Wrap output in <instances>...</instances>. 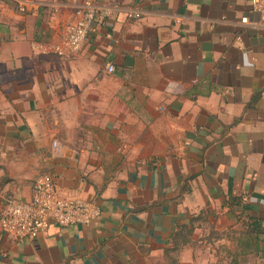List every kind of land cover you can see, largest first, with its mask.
<instances>
[{
	"label": "crops",
	"instance_id": "1",
	"mask_svg": "<svg viewBox=\"0 0 264 264\" xmlns=\"http://www.w3.org/2000/svg\"><path fill=\"white\" fill-rule=\"evenodd\" d=\"M95 1L86 41L58 55L69 0H0V217L41 174L100 207L33 238L0 227V264H264V242L239 244L264 218V28L249 0ZM202 218L221 236H201Z\"/></svg>",
	"mask_w": 264,
	"mask_h": 264
},
{
	"label": "built area",
	"instance_id": "2",
	"mask_svg": "<svg viewBox=\"0 0 264 264\" xmlns=\"http://www.w3.org/2000/svg\"><path fill=\"white\" fill-rule=\"evenodd\" d=\"M74 5L75 18L63 27L59 41L51 47L58 55L75 52L86 41L99 6L95 0H69ZM250 8L257 13L256 23L264 28V0H249ZM23 11L24 7H18ZM133 16H138L134 14ZM246 16L241 21H246ZM105 69L114 67L106 63ZM53 146L57 144L53 141ZM100 216V207L95 200L65 195L52 175H38L31 185L28 200L15 197L6 199L0 217V227L16 238H33L46 232L49 223L58 226L73 224L90 225Z\"/></svg>",
	"mask_w": 264,
	"mask_h": 264
},
{
	"label": "trees",
	"instance_id": "3",
	"mask_svg": "<svg viewBox=\"0 0 264 264\" xmlns=\"http://www.w3.org/2000/svg\"><path fill=\"white\" fill-rule=\"evenodd\" d=\"M231 200L236 201V199H231ZM263 221L264 218L261 217L249 218V222L247 223V228L244 233V236L239 241V244L243 249V252H245L244 250L255 251V252H258L260 250L259 241L264 242V238L261 239L262 236L264 235V232L262 230Z\"/></svg>",
	"mask_w": 264,
	"mask_h": 264
},
{
	"label": "rangeland",
	"instance_id": "4",
	"mask_svg": "<svg viewBox=\"0 0 264 264\" xmlns=\"http://www.w3.org/2000/svg\"><path fill=\"white\" fill-rule=\"evenodd\" d=\"M203 221H200L202 223L201 227H199L198 229V233L201 234V236H206V235H210L211 237L216 236V238H218L219 236H221V233L218 232L216 235L213 234L212 229L209 227V222H207L206 219H203ZM215 248H217L216 250H220L221 253H223L224 251H222V249L220 247L215 246ZM224 260V259H223ZM228 259H226L227 261ZM242 264H258V262H260V259L258 261V259L253 255H250L249 257H243L241 259Z\"/></svg>",
	"mask_w": 264,
	"mask_h": 264
}]
</instances>
